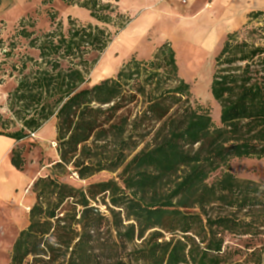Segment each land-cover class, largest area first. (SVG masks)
<instances>
[{
  "label": "trees",
  "instance_id": "trees-1",
  "mask_svg": "<svg viewBox=\"0 0 264 264\" xmlns=\"http://www.w3.org/2000/svg\"><path fill=\"white\" fill-rule=\"evenodd\" d=\"M103 4L87 0L79 7L105 25L113 16L121 20L113 34L72 19L67 29L60 23L38 37L25 29L19 33L38 55L13 65L16 86L7 99L13 122L0 116V135L20 142L55 117L60 159L51 175L33 184L36 202L29 226L13 245L11 264L28 259L31 264H99L102 257H117L113 238L144 240L146 247L136 257L142 264H261L264 243L235 259L241 251H227L224 237L264 234L262 186L239 181L230 171L235 159L264 158V46L240 41L238 32L227 36L210 85L221 107L216 126L209 113L193 107L191 86L179 75L170 43L158 47L150 61L133 58L116 77L87 87L101 55L131 21L119 8ZM260 15L253 13L250 20ZM9 47L6 58L12 61L15 50ZM143 98V112L133 116L130 108ZM17 122L21 127L11 131ZM109 147L113 155L98 154ZM12 156L21 169L20 149ZM104 171H120L119 181L80 190L58 180L65 173L87 180ZM218 171L220 178L208 182ZM99 196L110 217L88 214L81 225L82 210ZM243 212L251 218L241 219Z\"/></svg>",
  "mask_w": 264,
  "mask_h": 264
},
{
  "label": "rangeland",
  "instance_id": "rangeland-1",
  "mask_svg": "<svg viewBox=\"0 0 264 264\" xmlns=\"http://www.w3.org/2000/svg\"><path fill=\"white\" fill-rule=\"evenodd\" d=\"M85 1L87 0H0V40L6 41L9 45H11V48L14 47L15 50L12 61L9 60L7 63H3L0 65V116H2L5 120L9 119L10 122H13L12 115L7 108L8 95L16 86L15 76L13 78L10 76L11 74H17V72L12 71L13 65L17 64L20 61V58L23 56L31 54L36 57L38 55L37 52L28 49L29 43L24 38L19 36V33L22 32L23 29L34 32V37H38L46 32L52 31L53 28L60 23L64 26L65 29H67L70 19H72L83 25L93 24L108 28L111 34H113L117 31L119 25H122L121 20H118V18H116L115 16H113L112 21H110L108 25L96 21L93 17L89 22V20L81 13L82 8L79 7V5ZM102 1L103 3H105L103 5L111 4L109 2L110 0ZM112 2L114 4L116 3L115 0H112ZM114 4H111L112 7L115 6ZM124 15L125 17H128L126 14ZM125 19L126 18L123 19V22H125ZM17 30L19 31L17 32V36L14 38L15 32ZM237 32L240 41L246 40L251 44L255 43L256 45L264 46V13H262V15L257 18L251 19L245 28ZM220 51L221 49L215 55L213 70H215V60L220 54ZM95 55V53L88 55V59L92 62L94 60H97V57H95ZM179 55L181 57L180 61L183 70H191V74L197 73L199 76L200 74L203 75V80H198L195 83H191V102L193 107L199 113H209L210 117L213 119L214 124L216 126H219L221 120V107L219 103L213 99L211 88L206 91L205 86V76L208 70L211 69L210 64H206V58H204V56L193 59L189 57L190 54L186 51H180ZM103 63H105V54L101 55L100 60L94 66L87 87H93L95 84H99L102 81L116 77L120 69L125 65L123 64L122 66L116 67L110 72L107 71L109 74H103L99 71ZM147 88H149V90L153 89V87ZM145 100L146 99L144 98L140 99L138 105L132 106L130 108L133 116H136L139 113L143 112L146 106L144 104ZM51 120L49 121L53 123L54 129L53 133H51L47 139H41L40 137L38 138V133L36 132L34 137L29 136V138H26L19 142L21 156H23L24 158L23 166H26V169L30 168V170L34 172L36 178L34 179V182L39 178H45L51 175L52 165L55 162H58L60 159L57 153V123L55 118H52ZM48 123L49 122H47L44 127H46ZM16 124V127L12 128L11 131H14L16 128L18 129L21 127V124H19L18 122ZM98 154H100V156H103V158L113 155V147H109L102 151L99 150ZM258 160L259 159L249 158H242L239 160L235 159L230 163V171L239 181H249L254 177L258 178L259 176H264V166ZM119 174L120 171L115 173L104 171L97 173V175L87 180H79L78 176L75 173H65V175H61L60 177H58V180L62 183H67L77 189L87 190L90 185H95L99 182H107L110 180L119 181ZM221 174V171L212 174L208 182L212 183L213 181L218 180ZM33 184L30 187L31 189L28 192L25 200L26 206L29 207L28 212L24 211L26 213H30L36 202V195L33 192L32 188ZM258 184L262 186L261 190L264 191V185L261 183ZM107 201L108 200L106 199L105 202ZM91 207L99 209L101 215H103L104 217H110L108 207L104 204L101 196H99L96 202L92 203ZM218 211L221 212V210ZM226 211L227 213H234L235 209L227 208ZM214 212L217 213V210H214ZM245 214L247 213L243 212V214L240 215L241 219L248 218L249 220V218L251 217L246 216ZM111 230V227H103L104 234H106V236L109 238L111 237ZM19 233L0 234V264H11L12 248L18 238ZM149 234L150 233L147 234V240L150 238ZM166 236H168V234ZM167 238L169 239L170 236H168ZM224 238L226 246L225 248L227 251H241L240 256L239 254H235V259H240L241 255L243 258H245V256L251 254L253 250L260 248L261 244L264 243V234H260L259 236L255 237H241L228 233ZM143 241L136 239L135 241H132V243H127L121 238H113L110 242H114L116 244V246L114 245V247L119 250L117 257L114 260L112 258L102 257L98 260L99 264H142L141 262L136 260V257L137 253L146 247V242ZM256 259L257 258H254V261H256ZM25 264H31V259H28ZM261 264H264V256L261 259Z\"/></svg>",
  "mask_w": 264,
  "mask_h": 264
},
{
  "label": "crops",
  "instance_id": "crops-1",
  "mask_svg": "<svg viewBox=\"0 0 264 264\" xmlns=\"http://www.w3.org/2000/svg\"><path fill=\"white\" fill-rule=\"evenodd\" d=\"M109 2L114 4L112 0ZM115 2L120 13L126 14L131 21L103 53L105 63L99 69L100 73L109 74L108 72L133 58L139 62L150 61L158 47L170 43L177 55L179 75L189 86L203 80V75L183 70L180 51L188 52L193 59L200 56L206 58V64H210L211 68L205 76L206 91L211 88L215 55L222 49L227 36L245 28L253 13H264V0ZM81 13L89 22L92 20L87 9L82 8ZM107 67L108 70H105ZM51 121L37 132L38 138L47 139L53 133ZM17 148L19 141L0 135V234L19 233L29 226V213L24 212H28L29 207L25 200L36 178L30 168L22 166L18 169L14 166L12 154ZM258 161L264 166V159ZM250 180L264 185V176Z\"/></svg>",
  "mask_w": 264,
  "mask_h": 264
},
{
  "label": "built area",
  "instance_id": "built-area-1",
  "mask_svg": "<svg viewBox=\"0 0 264 264\" xmlns=\"http://www.w3.org/2000/svg\"><path fill=\"white\" fill-rule=\"evenodd\" d=\"M11 52V49L9 47L8 43H4L0 45V65L3 63H7L9 60L6 58V56ZM35 133L30 134V136H35Z\"/></svg>",
  "mask_w": 264,
  "mask_h": 264
},
{
  "label": "water",
  "instance_id": "water-1",
  "mask_svg": "<svg viewBox=\"0 0 264 264\" xmlns=\"http://www.w3.org/2000/svg\"><path fill=\"white\" fill-rule=\"evenodd\" d=\"M88 214H94V215H97V216H99V215H101V212H100V210L99 209H96V208H94V207H88V208H84L83 210H82V215H81V221H80V224L82 225L83 224V222L85 221V217L88 215Z\"/></svg>",
  "mask_w": 264,
  "mask_h": 264
},
{
  "label": "bare ground",
  "instance_id": "bare-ground-1",
  "mask_svg": "<svg viewBox=\"0 0 264 264\" xmlns=\"http://www.w3.org/2000/svg\"><path fill=\"white\" fill-rule=\"evenodd\" d=\"M106 65V64H105ZM105 68V67H104ZM108 69V68H107ZM107 69H105V70H107ZM104 71V70H103Z\"/></svg>",
  "mask_w": 264,
  "mask_h": 264
}]
</instances>
